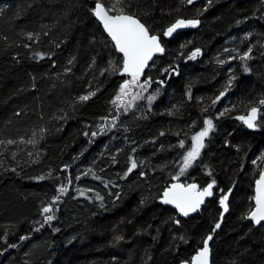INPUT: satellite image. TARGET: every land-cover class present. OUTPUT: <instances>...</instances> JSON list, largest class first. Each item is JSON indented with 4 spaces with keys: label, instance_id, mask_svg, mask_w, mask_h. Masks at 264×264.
I'll return each instance as SVG.
<instances>
[{
    "label": "trees",
    "instance_id": "1",
    "mask_svg": "<svg viewBox=\"0 0 264 264\" xmlns=\"http://www.w3.org/2000/svg\"><path fill=\"white\" fill-rule=\"evenodd\" d=\"M97 2L163 39L143 79L122 74ZM181 19L200 27L166 41ZM262 100L264 0H0V264H194L209 235L210 264H264V225L245 223L264 166ZM253 107L256 127L234 120ZM206 119L214 128L181 174ZM213 181L191 219L159 204L174 182Z\"/></svg>",
    "mask_w": 264,
    "mask_h": 264
},
{
    "label": "snow or ice",
    "instance_id": "2",
    "mask_svg": "<svg viewBox=\"0 0 264 264\" xmlns=\"http://www.w3.org/2000/svg\"><path fill=\"white\" fill-rule=\"evenodd\" d=\"M119 3L120 0H117ZM190 4L192 0H187ZM115 5L105 8L102 3L97 2L94 9L95 16L102 21L103 26L111 40L114 42L116 49L123 54V73H127L132 77V82L138 80L140 75L143 73V70L148 65V61L152 58L153 54L156 52H163L164 49L161 47L159 43V38L156 35H152L149 33V30L143 23L140 22L139 19H136L132 14H125L122 9L118 10V14L110 15L109 13ZM199 23L198 20H189L185 22L184 20H178L174 25L169 27L165 33V35H171L179 27L184 26H193L195 27ZM199 50H197L198 52ZM197 52L192 53V57L194 58L197 55ZM248 55H242L240 57L241 60L248 59ZM247 70V69H245ZM147 83L150 81H146L145 84H141L140 87L144 88ZM128 87V82L121 88V92H124V89ZM95 92H90L87 95L79 97L81 102H86L90 99L91 96H94ZM155 97H149L151 101ZM119 99V97L117 98ZM261 104H264V100L260 101ZM258 109L253 107L251 109L250 114L247 117L240 116L237 119L242 120L247 127L254 128L256 127L255 121L258 115ZM223 115V113H221ZM204 124L207 125L202 131H199L196 135L192 137L193 146L190 151L187 152V155L184 156L183 159V167L181 168V174L189 168L192 163L199 157L201 150L205 147L204 139L208 136V133L213 130L214 124L212 119H206ZM95 135V133L93 134ZM8 143H12V141H8ZM181 147H184L183 142L181 141ZM137 167V163L135 160L131 162V168L135 169ZM177 179L179 177H176ZM215 181L209 184L203 191H196L197 186L195 184H190L187 187L181 184L172 185L167 191L164 192V200L165 204H173L175 207L182 213L184 216H187L190 212H195L200 205L204 202L203 198L207 196H211V189ZM256 196L254 197L256 201L255 210L250 213V219L254 220L257 224L261 221H264V175H261L260 179L256 182ZM60 193L63 195L67 189L65 187H60ZM56 199H59L57 197ZM228 196L225 195L221 200V205L224 206V211L228 210L226 201ZM53 208L51 206H47L43 208L44 213H51ZM47 221H52L54 219L53 215H47L45 217ZM216 228L220 227V224L217 223L215 225ZM27 237H25L26 239ZM212 240V236H207L204 247L199 250L196 256L193 257L194 264H209V252L210 249L208 247V241Z\"/></svg>",
    "mask_w": 264,
    "mask_h": 264
},
{
    "label": "water",
    "instance_id": "3",
    "mask_svg": "<svg viewBox=\"0 0 264 264\" xmlns=\"http://www.w3.org/2000/svg\"><path fill=\"white\" fill-rule=\"evenodd\" d=\"M195 2H196V0L192 1V3H190V4L192 5V4L195 3ZM109 14H110V13H109ZM110 15H111V14H110ZM94 17H95L96 21L99 23V25L102 27L104 33H105V34L110 38V40H111V37L109 36V34L107 33V31L105 30L102 21L99 20V19L95 16V14H94ZM135 18H136V17H135ZM136 19H138V18H136ZM181 20H184V19H181ZM184 21L187 22V21H189V20H184ZM198 21H199V20H198ZM140 22H141V21H140ZM141 23H142V22H141ZM174 24H175V23H174ZM174 24H173V25H174ZM145 27H146V26H145ZM170 27H171V26H170ZM199 27H200V21H199V23H198L195 27L190 26V25H189V26H184V27H179V28H177L174 32H172L171 35H164V37H165V39H166L167 41H171V40H173L176 36H178L179 34L184 33V32H188V31H194V30H197V29H199ZM148 30H149V29H148ZM166 31H167V30H166ZM149 33H150V31H149ZM165 33H166V32H165ZM150 34H151V33H150ZM156 36L159 38V43H160L161 47L164 49V51H163L162 53H161V52H156V53L153 54L152 58L148 61V65H147V67L144 68L143 73L140 75V77H139L140 79H143V78H144L146 72L149 70L150 66L152 65V63L154 62L155 59H157V58H162V57H164L165 54H166V48L164 47V45H163V43H162V38H161L160 36H158V35H156ZM111 41H112V40H111ZM112 43H113V45H114V42H113V41H112ZM114 47H115V45H114ZM115 49H116V47H115ZM116 51H117L118 55H120V56L123 58V54L120 53L117 49H116ZM122 74H123L124 76L128 77V78H132V77H131L130 75H128L127 73H123V68H122ZM257 109L259 110V108H257ZM259 113H260V110L258 111V115H257V119H256L255 123L258 121ZM249 114H250V113H249ZM249 114H248V115H249ZM248 115H247V116H248ZM247 116H244V117H247ZM238 117H240V116H238ZM234 120H236V121H238V122H240V123H244L242 120L237 119V117H235ZM244 124H245V123H244ZM245 125H246V124H245ZM246 126H247V125H246ZM261 175H264V171L260 174V176H259V178H258L257 180L260 179ZM257 180H256L255 183H254V189H253L254 197L256 196V188H257V184H256V182H257ZM175 184H181V185H183V186H185V187L188 186V185H184V184L181 183V182H174V183H172V184L169 185V187L166 189V191H167L169 188H171L172 185H175ZM196 191L199 192L198 188H196ZM211 192H213V187H212V189H211ZM211 196H212V195H211ZM211 196H207V195H206V196L203 198L204 202L200 205V207H199L195 212H190L187 216H184L182 213H180V211L175 207V205H173V204H165V203L163 202V200H164V195H163L162 198L159 200V204H161L162 206L167 207V208H170V209H172L173 211H175V212L177 213V217H178V218H181V219H191V218H193V217L198 216L199 214H201V212L203 211V209H204L205 206L207 205V203H208V201H209V199H210ZM254 197H253V204H254V209H253V211L255 210V206H256V201H255ZM249 217H250V215L245 219V223H252V225L254 226L255 229H259V228H261V226L264 225V221H261L259 224H257L254 220L250 219ZM209 264H210V256H209Z\"/></svg>",
    "mask_w": 264,
    "mask_h": 264
},
{
    "label": "rangeland",
    "instance_id": "4",
    "mask_svg": "<svg viewBox=\"0 0 264 264\" xmlns=\"http://www.w3.org/2000/svg\"><path fill=\"white\" fill-rule=\"evenodd\" d=\"M138 87H140V86H138ZM209 134H210V132L208 133V135H209ZM207 137H208V136H207ZM205 139H206V137H205ZM205 139H204V140H205ZM193 143H194V142H193ZM201 152H202V150H201ZM201 152H200V153H201ZM199 156H200V155H199ZM198 158H199V157H198ZM198 158H197V159H198ZM197 159H196V160H197ZM192 164H193V163H192ZM263 171H264V166H263Z\"/></svg>",
    "mask_w": 264,
    "mask_h": 264
},
{
    "label": "flooded vegetation",
    "instance_id": "5",
    "mask_svg": "<svg viewBox=\"0 0 264 264\" xmlns=\"http://www.w3.org/2000/svg\"><path fill=\"white\" fill-rule=\"evenodd\" d=\"M196 2H197V0H196ZM166 40V39H165ZM167 41V40H166ZM162 43H163V39H162ZM199 190V189H198ZM200 191V190H199Z\"/></svg>",
    "mask_w": 264,
    "mask_h": 264
}]
</instances>
